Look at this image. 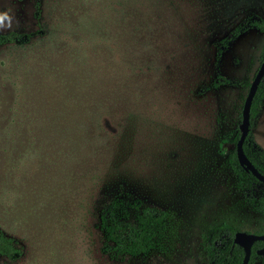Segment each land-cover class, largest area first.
Masks as SVG:
<instances>
[{"label": "rangeland", "instance_id": "374dc122", "mask_svg": "<svg viewBox=\"0 0 264 264\" xmlns=\"http://www.w3.org/2000/svg\"><path fill=\"white\" fill-rule=\"evenodd\" d=\"M4 11L0 34L34 35L0 45V229L20 250L0 264H206L211 229L259 224L225 157L263 33L216 53L244 18L264 19V0H0ZM38 122L56 126L43 144ZM249 127L264 149V98ZM126 192L172 216L141 258L101 248L99 210Z\"/></svg>", "mask_w": 264, "mask_h": 264}, {"label": "trees", "instance_id": "16d2710c", "mask_svg": "<svg viewBox=\"0 0 264 264\" xmlns=\"http://www.w3.org/2000/svg\"><path fill=\"white\" fill-rule=\"evenodd\" d=\"M34 15L37 19L40 17L38 1L35 2ZM251 28H256L264 36V19L255 15L244 18L231 31L229 36L222 38L218 42L216 60L219 59L223 51L240 34ZM38 32L46 34V31L43 29H39ZM33 35L31 32L0 34V45L18 44L26 49ZM222 81L225 83L230 82L226 78H223ZM22 83L24 93L20 107L21 110H25L27 105L23 102L26 101L25 95L29 89L25 76ZM214 85L216 86L217 84L215 83ZM263 98L264 76L252 100L250 120L258 114ZM25 118L26 116H24V121L22 122L24 129L28 128ZM19 127L21 128L20 125ZM37 127L39 128V132L36 133V138L39 144H43L48 138L54 137L55 132L52 129L56 128L55 125L38 122ZM49 129L51 130V135H46L45 130ZM239 135L240 131H237L231 138L233 148L228 151L225 157V164L236 177L237 189L241 193L244 203L260 215V222L254 229L243 231L264 234V190L258 194L257 188L261 182L250 171L246 170L237 158L235 144ZM242 147L245 155L256 170L264 176V149L255 141L250 130L246 135ZM34 152H37V150L35 149ZM171 218V213L168 210L146 204L143 200L134 197L130 192L114 195L103 203L98 214L97 226L103 238L102 251L113 258L131 259L141 258L158 251L163 246L170 229ZM237 231L239 229L227 223H222L211 229V233L207 236L204 246L207 257L206 264H241L245 250L233 240L234 234ZM261 248H264V240H257L252 244L248 264H253L258 257L264 258V255L257 254V250ZM0 254L10 260H14L20 255V250L16 246V240L5 235L1 229Z\"/></svg>", "mask_w": 264, "mask_h": 264}, {"label": "water", "instance_id": "95a60500", "mask_svg": "<svg viewBox=\"0 0 264 264\" xmlns=\"http://www.w3.org/2000/svg\"><path fill=\"white\" fill-rule=\"evenodd\" d=\"M264 76V57L262 62L252 79L247 95L244 99L242 111H241V124H240V135L235 144V151L239 162L243 165V167L250 171L257 180H259L262 184H264V176L260 174L250 160L247 158L243 151L242 144L246 138L247 133L249 132V124H250V108L252 104L253 97L256 93L257 87ZM233 240L235 243L242 246L245 250V254L241 264H248L250 255H251V248L252 244L257 240H264V234H257L253 232H246L243 230H239L235 232ZM257 254L264 255V248L258 249Z\"/></svg>", "mask_w": 264, "mask_h": 264}, {"label": "clouds", "instance_id": "9594fccd", "mask_svg": "<svg viewBox=\"0 0 264 264\" xmlns=\"http://www.w3.org/2000/svg\"><path fill=\"white\" fill-rule=\"evenodd\" d=\"M6 19L9 20V21H11V19H12L11 15L9 14V12H7V11L0 12V24H3V22Z\"/></svg>", "mask_w": 264, "mask_h": 264}, {"label": "flooded vegetation", "instance_id": "af4514ba", "mask_svg": "<svg viewBox=\"0 0 264 264\" xmlns=\"http://www.w3.org/2000/svg\"><path fill=\"white\" fill-rule=\"evenodd\" d=\"M259 255V254H258Z\"/></svg>", "mask_w": 264, "mask_h": 264}]
</instances>
